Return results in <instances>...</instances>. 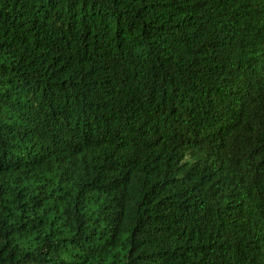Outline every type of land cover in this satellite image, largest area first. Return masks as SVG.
<instances>
[{
	"label": "trees",
	"instance_id": "trees-1",
	"mask_svg": "<svg viewBox=\"0 0 264 264\" xmlns=\"http://www.w3.org/2000/svg\"><path fill=\"white\" fill-rule=\"evenodd\" d=\"M0 264H264V0H0Z\"/></svg>",
	"mask_w": 264,
	"mask_h": 264
}]
</instances>
